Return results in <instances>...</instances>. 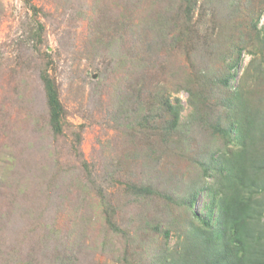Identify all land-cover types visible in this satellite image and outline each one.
<instances>
[{"label":"rangeland","instance_id":"obj_1","mask_svg":"<svg viewBox=\"0 0 264 264\" xmlns=\"http://www.w3.org/2000/svg\"><path fill=\"white\" fill-rule=\"evenodd\" d=\"M124 2L0 0V135L3 134L0 136V219H3L0 264H54L56 251L62 249L54 237L58 228L73 233L72 239L79 238L77 264H124L123 253L133 237L137 239L138 253L135 252L134 263L147 251L152 255L156 247L170 252L182 246L184 236L180 231L189 221L188 212L180 213L181 205L175 202L161 205L140 198L135 206L126 203L131 196L126 194L122 180L130 169L123 164L120 169H112L113 164L108 163L121 154L115 147V141L123 137L114 119L119 99L112 87L126 40L123 38L136 40L135 48L142 62L151 61L153 55L158 71L168 63L173 70L187 64L185 56L175 47L160 46L161 38L157 34L145 29L144 34L132 36L124 19L116 27ZM252 5L256 11L254 18L257 12H262L258 27L264 29V0H253ZM37 19L44 25L40 44L29 41L30 27L33 28ZM225 21L219 10L209 9L200 31L204 34L223 26L226 32L225 27L234 25L235 19ZM98 38L111 44L96 47L92 40ZM194 38L199 40L197 35ZM150 43L152 51L148 48ZM36 45L37 50L33 48ZM200 45L207 46L201 39ZM254 50L249 45L243 51L233 85L242 79L254 85V64L260 60ZM209 52L213 55L210 59L208 56L211 61L218 56L219 49ZM41 62L47 63L66 112L62 135L55 136L48 124L45 93L39 79ZM159 77L162 82L168 80L164 79V72ZM130 80L120 88L122 95L139 78L133 76ZM175 96L181 99L182 118L186 119L192 110L188 93L181 91ZM73 131L79 132V138ZM176 150L164 162L161 160L158 176L165 175L171 166L177 175L185 174L189 178L192 152L184 148ZM82 158L90 163L93 182L86 181ZM2 159L9 163L4 165ZM164 165L169 167L162 169ZM55 172L56 178L49 182ZM98 188L110 198L116 223L124 234L113 232L105 223L104 207L95 191ZM210 197L208 192H199L194 209L202 217L206 215L205 205ZM174 200L181 203V199ZM178 215L182 226L179 232L171 225ZM213 217L216 219L217 212ZM145 220L158 224L161 231L173 227L169 238L166 240L163 232L152 228L141 229Z\"/></svg>","mask_w":264,"mask_h":264},{"label":"trees","instance_id":"obj_2","mask_svg":"<svg viewBox=\"0 0 264 264\" xmlns=\"http://www.w3.org/2000/svg\"><path fill=\"white\" fill-rule=\"evenodd\" d=\"M252 4L253 0H125L122 3L116 27L124 19L132 36L144 34L145 29L157 34L161 38L159 45L175 47L185 56L187 64L173 70L168 63L158 71L153 55L151 61L142 62L135 48L136 40L123 38L126 40L112 87L119 99H116L119 105L114 119L123 137L115 141V147L121 154L108 163L113 164L112 169L123 165L130 169L122 180L126 194L131 196L126 203L135 206L140 198L161 205L175 202L181 205L180 213L188 212L189 216L180 231L184 236L180 249L168 252L167 248L156 247L152 255L147 251L134 263L137 239L133 237L123 253L124 264H264V29L258 27L262 12H257L254 18L256 11ZM209 9L219 10L226 21L235 19L234 25H227L226 32L222 26L220 30L202 34L201 25L205 24ZM196 12L198 17L193 20ZM43 31V23L35 20L29 41L40 44ZM195 35L199 40H195ZM200 39L207 46L202 47ZM109 43L104 38L92 40L96 47ZM249 45L260 59L254 64V85L250 86L245 79L233 85L242 53ZM151 47L152 43L148 46L150 51ZM33 48L39 49L37 45ZM211 49L219 52L210 61ZM38 67L48 124L55 136L62 135L66 112L59 92L47 63L41 62ZM161 72L164 79L168 78L166 82L161 81ZM133 76L139 80L122 95L120 88L128 85ZM181 91L188 93L192 107L186 119L182 118L181 99L175 96ZM131 116L134 118L129 119ZM73 133L79 138V132ZM181 148L192 152L189 178L185 174L177 175L167 165L162 166V169L169 167L165 175L158 176L161 160L164 162ZM2 161L4 165L9 163L6 159ZM82 162L86 181L93 182L90 163L84 158ZM56 174L51 175L49 182ZM95 191L101 198L109 229L124 234L116 223L114 206L107 193L99 188ZM201 191L211 196L204 217L194 209ZM174 199H181V203ZM181 215L175 216L171 223L178 232L182 229ZM140 228L163 232L167 240L173 227L161 231L158 224L145 220ZM54 231L55 242L62 247L55 253L54 264H77L79 238L72 239L73 233L59 228Z\"/></svg>","mask_w":264,"mask_h":264}]
</instances>
